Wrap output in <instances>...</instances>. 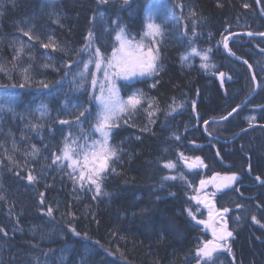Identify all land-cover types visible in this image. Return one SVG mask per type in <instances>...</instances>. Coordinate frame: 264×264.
<instances>
[{"label": "trees", "instance_id": "obj_1", "mask_svg": "<svg viewBox=\"0 0 264 264\" xmlns=\"http://www.w3.org/2000/svg\"><path fill=\"white\" fill-rule=\"evenodd\" d=\"M160 2L174 8L175 18L155 21L165 33L156 37L158 71L120 84L123 96L139 91L144 101L115 122L109 142L119 158L111 162L97 196L94 186L74 185L66 164L52 163L53 153L59 154L66 135L80 137L81 129L90 134L95 123L97 109L89 99L92 76L84 88L72 83L89 58L78 55L85 37L92 31L94 47L109 56L118 30L112 21L119 18L129 39H140L142 0H131L130 6L122 0H0V64L5 69L0 84L19 85L24 68L32 79L31 87L8 90L24 99L17 114L0 115V264H197V247L211 237L198 223L206 218L205 209L197 211L192 197L202 179L217 173H237L238 181L213 192L217 210H229L223 216L233 232L231 252H216L214 264H264V37L228 39L231 54L252 65L258 89L227 120L209 121L226 116L254 89L248 66L224 52L223 38L239 31L263 33L264 18L255 0ZM258 2L264 13V0ZM29 29L34 39L24 35ZM20 42L25 52L14 61ZM50 42L63 50L42 47ZM192 47L211 49L209 60L199 55L191 60ZM185 54L189 58L182 61ZM205 62L208 70L201 67ZM41 81H60L58 94H46ZM40 103L48 105L44 116L34 111ZM85 108L91 114L81 117L79 125L60 123L74 121ZM149 111H155L151 118ZM251 117L255 119L249 124ZM33 145L40 149L36 157L26 155ZM168 161L176 167L165 168ZM33 169L37 181L29 182L26 177ZM165 176L177 179L164 181ZM49 206L55 209L53 217L46 215Z\"/></svg>", "mask_w": 264, "mask_h": 264}, {"label": "snow or ice", "instance_id": "obj_2", "mask_svg": "<svg viewBox=\"0 0 264 264\" xmlns=\"http://www.w3.org/2000/svg\"><path fill=\"white\" fill-rule=\"evenodd\" d=\"M98 2L100 4H106L109 0H98ZM122 3L130 6L131 0H122ZM142 4L144 30L140 34L139 41H137L134 36L129 39L125 27L120 25L119 18H117L112 21V24L116 25L118 30L113 37V42L116 46L112 48L111 56L105 55L99 47H96L93 51L95 36L92 31H89L88 35L85 37L84 47L78 50V55L88 54L89 58L88 60L83 61V68L75 74L72 83L76 89L84 88L88 75L92 76V91L89 92V99L90 101L94 100L96 102V122L93 125V129L94 132L99 135V139L90 140V134H83V129H81L82 135L80 137H73L72 134L69 133L64 137V142L59 149V154L53 153L52 163L57 166L66 164L69 169L67 175L73 181L74 185L79 184L80 187L83 188L85 184H87L89 190L94 186L97 196L102 194V181L107 170L110 168L111 162L114 159L119 158V150L111 146L109 142L112 129L117 126L115 122L121 119L122 114L135 112L138 107L142 106V102L144 101L143 93L139 91L133 92L126 99L122 98L120 96V88L117 85V81H132L138 76L152 75L158 71L159 47L149 46L145 44L144 41L147 39L151 44H157L156 37L162 38L165 33L161 24H157L155 21L161 17L165 21L175 18L174 8H169L166 3H161L160 0H142ZM245 7H247V5H245ZM102 15L103 14L101 13V16ZM190 15L195 16L196 13L193 11ZM30 33L31 29H29V31H24V35L28 36L29 40L34 39ZM195 35H197V33L193 30V36ZM248 35L253 36L254 34L248 33ZM259 35L264 37V33H260ZM35 38L38 39V37ZM228 39L227 36L223 38L224 47L226 49L228 48ZM49 40L51 41L52 38L49 37ZM42 47L52 48L53 50H63L58 42L45 43ZM211 51V49H207L204 52H199L196 47L190 49V52L199 55L202 61L209 60V54ZM24 52L25 46L23 42H20L19 46L15 49L13 60L17 61L21 58ZM188 58L189 56L187 54L181 56L182 61H185ZM75 63L78 65L80 61L77 60ZM93 63L95 64L97 71H103V79L98 78L97 73L91 71L89 66ZM244 63L247 64L248 62L245 60ZM201 67L208 70L210 65L205 62L201 64ZM248 67L251 70L252 65L249 64ZM4 70V65L0 64V71ZM224 75V73H220L221 77ZM77 78H79V83H76ZM230 78L231 77H229V79ZM253 80L255 81V76H253ZM31 84L32 79L28 68L23 69V82L19 85L14 83L0 84V89L4 90L3 92H0V115L5 113L15 115L17 114L16 110L18 106L25 103L24 99L21 98L18 93L10 92L8 90L17 88L24 89L25 87H31ZM60 85V81L53 84H48L43 81L39 82V86L46 90V94L48 95L58 94ZM154 86L155 85H153V87ZM254 90L255 89H253V91ZM68 103L69 102L66 99L64 102L65 108L68 107ZM73 107H78V105H73ZM176 107H182V105H177ZM237 107H239V105ZM149 108L157 110L156 105L152 102H149ZM193 109L195 110V102L193 104ZM47 110L48 105L45 103H40L34 109V111L40 112L41 116L46 115ZM172 111H175V108H173ZM232 112H236V108H233ZM232 112L228 113V116H231ZM90 114V109L85 108L83 111L79 112V115L74 121L61 120L60 123L62 125H70L73 123L79 125L81 123L80 118H86V115ZM153 115H155V111L148 112L150 118ZM220 119L225 120L227 117H221ZM254 119V117L249 118V124H251ZM205 124H208V121H205ZM31 127L35 130L38 128V125L33 124ZM144 131H148V129L145 128ZM177 139H179V137H177ZM39 151L40 149L33 145L31 153H26V155L36 157ZM165 151H167V149H165ZM217 155H219V153H217ZM181 156L183 157V154H181ZM195 160L198 164H203L200 157H196ZM195 166V164L190 165V167ZM164 167L174 169L176 165L173 162L168 161L164 164ZM34 171V169L31 170L26 177L29 182L37 181V176L32 174ZM219 176V173L215 174L211 181L202 179L200 181L201 188L196 189V191L200 192L206 184L215 182L216 178ZM175 179H177L176 176H165L162 178L164 181ZM256 179L258 181L261 180L259 176H257ZM221 180V183L215 184V187L218 190L231 186L233 182H237L238 174H226ZM261 183L264 184V181H261ZM103 194L107 195V193ZM213 195H215V193H213ZM43 196L44 194L41 193V205L44 203ZM0 198H2V196H0ZM192 199L209 207V219L201 220L199 223L203 224L206 228H210L213 236V239L203 241L201 245L197 247V264H214L213 257L218 250L225 249L229 253L231 252L228 239L233 236V232L229 230L226 221L220 222L219 226L216 225L214 221L217 213L213 210L214 206L211 197L208 196L207 193L204 194L203 198L200 195H197L193 196ZM236 207L242 208L241 205H236ZM54 211L55 209L49 206L46 210V215L48 217H53ZM197 211H199V209H197ZM228 211L227 208L223 209V211L219 213V216L222 218L224 213H227ZM188 214L189 216H192L193 220L196 219L191 210H189ZM252 219L256 223H259L255 216H253ZM0 231H3V229L0 228ZM71 231L77 236L80 235L74 228H72Z\"/></svg>", "mask_w": 264, "mask_h": 264}, {"label": "rangeland", "instance_id": "obj_3", "mask_svg": "<svg viewBox=\"0 0 264 264\" xmlns=\"http://www.w3.org/2000/svg\"><path fill=\"white\" fill-rule=\"evenodd\" d=\"M137 41H139L140 39H136ZM144 43L145 44H147V45H150V41L149 40H145L144 41ZM224 44V43H223ZM152 45H155V44H152ZM157 45H155V47H156ZM154 47V46H153ZM94 49H95V47H94V45H93V51H94ZM109 56H111V54L109 55ZM189 56H190V59L192 60L193 59V57H197V55L196 54H193V53H189ZM193 56V57H192ZM91 66H92V72H96L97 73V77L98 78H100V79H103V71H97L96 70V68H95V64L93 63V64H91ZM144 76H146V75H144ZM144 76H138V77H136L134 80H136V79H139V78H142V77H144ZM134 80H132V81H134ZM132 81H123V80H119V81H117V85H118V87L120 88V84L121 83H125V82H132ZM97 92H98V89H97ZM120 96L122 97V98H124V99H126L127 97L126 96H123L122 95V92H121V89H120ZM95 102V101H94ZM95 105H96V102H95ZM96 109H97V106H96ZM95 122H96V119H95ZM95 124V123H94ZM205 125L206 124H204V127H205ZM93 134H96L95 136V138H92V140H97V139H99V135L97 134V133H95L94 132V129L93 130H91L90 131V135H93ZM194 164H196V162L194 163ZM190 165H193V164H189V166ZM223 176H219V177H217L216 178V180H215V182H210V183H208V184H206L205 186H204V188L203 189H201V191L200 192H197L196 191V194H195V196H197V195H200L202 198H203V196H204V194L205 193H207L208 194V196H210V197H212L213 196V192H216V191H221V190H223V189H225V188H222V189H217L216 187H215V184H218V183H221L222 182V180H221V178H222ZM212 178L213 177H211V178H208V179H203V180H206V181H211L212 180ZM234 183V182H233ZM233 185V184H232ZM231 185V186H232ZM199 188H201V185H200V183H199V186H198V189ZM227 188V187H226ZM194 203H195V205H196V207L198 208V209H205V215H206V218H204V219H201V220H208L209 219V207H206L205 206V204L203 205V204H200L198 201H196V200H194ZM213 203V202H212ZM203 205V206H202ZM214 210V209H213ZM217 214H218V218L215 220V223H216V225L217 226H219V223L220 222H222V221H227L226 219H225V217L223 216L222 218L219 216V211L218 210H214ZM208 215V216H207ZM201 220H199V221H201ZM199 221H198V223H199ZM200 224V223H199ZM202 226H203V229H204V231H206V227L203 225V224H201ZM210 237H211V239H213V236H211L210 235ZM210 239V240H211ZM223 249H220V250H218L217 252H219V251H222Z\"/></svg>", "mask_w": 264, "mask_h": 264}, {"label": "water", "instance_id": "obj_4", "mask_svg": "<svg viewBox=\"0 0 264 264\" xmlns=\"http://www.w3.org/2000/svg\"><path fill=\"white\" fill-rule=\"evenodd\" d=\"M255 2H256V6H257V9H258V11H259V13H260V15L264 18V13L262 12V10H261V8H260V5H259V2H258V0H255ZM248 33H250V32H247V31H239V32H233V33H230V34H228L227 35V37L229 38V39H231L234 35H242V36H246V37H259L260 35V33H253L254 35L253 36H249L248 35ZM264 33V32H263ZM223 49H224V52L229 56V57H231L232 59H234V60H236V61H238V62H241V63H243V64H245L244 63V59H242V58H240V57H238V56H235V55H233V54H231V52L229 51V47L226 49L225 47H224V44H223ZM246 66H248L249 65V63H247V64H245ZM249 68V67H248ZM250 70V69H249ZM250 72H251V76H252V79H253V76H255L254 75V72H253V70H252V68H251V70H250ZM253 82H254V91L252 92V94L249 96V97H247L240 105H239V107H235L236 108V112L238 111V110H240L254 95H255V93H256V91H257V89H258V82H257V80H256V77H255V81L253 80ZM230 112H232V111H230ZM229 112V113H230ZM236 112H232V115L234 114V113H236ZM231 115V116H232ZM231 116H228V114L226 115V116H224V117H227V119L229 118V117H231ZM227 119H225V120H227ZM225 120H221L220 118H218V119H210L209 121H211V122H221V121H225ZM208 121V122H209ZM204 126V125H203ZM251 127H253V126H251ZM251 127H247L246 129H244V130H241L234 138H236L240 133H242L243 131H245V130H247V129H249V128H251ZM233 138V139H234ZM215 209V208H214ZM207 231H208V233L209 234H211V229L210 228H207Z\"/></svg>", "mask_w": 264, "mask_h": 264}, {"label": "flooded vegetation", "instance_id": "obj_5", "mask_svg": "<svg viewBox=\"0 0 264 264\" xmlns=\"http://www.w3.org/2000/svg\"><path fill=\"white\" fill-rule=\"evenodd\" d=\"M211 200L213 202V206L215 207V204H214V197H211ZM217 209V208H216ZM215 210V209H214ZM218 218V215L216 216L215 220ZM215 222V221H214Z\"/></svg>", "mask_w": 264, "mask_h": 264}]
</instances>
